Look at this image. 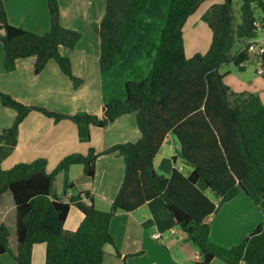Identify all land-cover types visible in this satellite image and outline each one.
<instances>
[{
    "label": "trees",
    "instance_id": "trees-1",
    "mask_svg": "<svg viewBox=\"0 0 264 264\" xmlns=\"http://www.w3.org/2000/svg\"><path fill=\"white\" fill-rule=\"evenodd\" d=\"M104 1V14L94 24L101 67L123 52L138 14L148 3ZM203 1L171 0L148 75L127 81L125 99L106 102L101 115H69L27 105L0 91V104L15 112L11 125L0 129V256L9 254L15 264H32L33 247L44 244V264H101L105 245L114 244L110 232L114 216L161 197L176 224L198 247L202 258L195 264H212L214 258L226 264H264V102L251 91L233 93L224 83L227 73L220 70L222 65L233 63L244 71L245 63L254 58L247 51V42L258 35V11L264 14V0H242L236 25L233 0L212 4L203 15L212 32L210 45L204 54L188 58L183 27ZM47 8L50 28L39 34L12 24L0 0L4 69L13 71L18 59L35 56L34 72L38 73L52 60L77 87L81 79L73 74L69 58L59 48H73L81 33L61 24L58 0H47ZM244 39V47L233 53L236 41ZM31 110L55 122L72 120L78 141L87 145L86 151L65 155L50 172L45 158L3 168L2 163L16 147L19 126ZM130 113L135 115L139 137L96 151L90 144L91 127H104ZM169 133L176 135L181 145L183 163L192 168L187 174L175 167L165 176L154 167V157ZM114 151L123 156L125 174L107 210L96 207L95 195L89 190L65 199L52 192L57 174L81 164L83 174L93 178L98 156ZM69 185L74 184H67V188ZM248 189L259 197L263 221L238 245L225 247L210 241L211 216L239 193L250 195ZM207 191L219 198L218 203L207 196ZM71 206L82 213L74 230L65 227ZM142 253L138 242L128 241L124 251L116 250L115 256L119 264H129V258Z\"/></svg>",
    "mask_w": 264,
    "mask_h": 264
},
{
    "label": "crops",
    "instance_id": "crops-1",
    "mask_svg": "<svg viewBox=\"0 0 264 264\" xmlns=\"http://www.w3.org/2000/svg\"><path fill=\"white\" fill-rule=\"evenodd\" d=\"M3 1L8 19L12 24L39 34L49 29L50 18L46 6L47 0ZM161 1L148 0L147 6L138 17L144 15L139 20L137 18V25L133 32L143 39H146L148 30L152 28L150 24L154 21V14L160 19L157 23L158 26L161 20L164 19L165 22L164 16H167L171 0ZM218 2L220 1H203L199 8L188 17L183 27L184 50L187 57L188 25L191 29L189 37L193 39L195 47L191 48V54L205 53L210 45L212 32L207 23L203 21V15L212 4ZM58 3L61 24L81 33L80 39L73 48H59L60 53L69 58L72 72L81 79V83L74 87L71 80L52 60L41 71L34 72L35 56L18 59L13 71H5L4 50L0 40V91L27 105L41 106L69 115L76 112L101 115L103 105L115 99L114 95L106 97L103 70L114 63L115 59L121 60L124 50L121 54L115 55L106 67L100 66V41L94 24L100 22L104 14V0H58ZM162 3L167 6L166 15L161 14ZM157 34L153 33L152 35L157 36ZM196 35H201L203 47L196 46L194 37ZM152 48L155 49L151 46ZM123 64V62H119V66L114 69V75L117 76L122 72L125 68ZM221 71L223 72V70ZM116 72L117 74H115ZM226 73L228 74L227 71ZM262 74L264 75V73ZM121 78L123 91H125V83L132 80H129L125 75H122ZM252 92L258 94L257 90ZM14 117L13 109L0 104V129L10 126ZM108 134H112L109 143L105 139ZM139 135L135 115L133 113L124 114L104 127L92 126L90 144L100 152L117 143L135 141ZM180 147L176 135L169 133L165 137L153 160L158 173L169 176L175 167L185 174L192 170L190 166L183 163L179 154ZM86 149L87 145L78 141L77 127L72 120L67 118L55 122L53 118L37 110H31L19 126L14 151L2 163V166L7 169L18 162H30L36 158H45L47 171L50 172L65 155L76 151L85 152ZM82 169L81 164H74L69 170L57 174L53 185L56 180H59L58 189L54 191L52 186V192L65 199L79 191L89 190L95 195L96 207L107 210L124 178L123 156L116 151L100 154L96 161L93 178L83 174ZM70 183L74 185H69L67 188V184ZM248 190L249 193L252 192L251 189ZM206 194L211 200L218 203L219 198L213 192L207 191ZM259 216H261V212L256 202L250 195L241 192L233 199L223 203L211 216L209 240L225 247L238 245L256 224L261 223L257 220ZM81 220L82 214L74 206H71L65 227L74 230ZM110 232L114 244L105 245L106 253L101 264H119L120 260L115 256V251L123 252L128 241L138 242L143 249L141 255L129 258V264H195L202 258L198 247L186 237L184 231L171 217L161 197H155L131 212L119 211L111 222ZM40 250L42 252L41 248H39ZM42 263L44 264V261ZM212 264L226 263L214 258Z\"/></svg>",
    "mask_w": 264,
    "mask_h": 264
},
{
    "label": "rangeland",
    "instance_id": "rangeland-1",
    "mask_svg": "<svg viewBox=\"0 0 264 264\" xmlns=\"http://www.w3.org/2000/svg\"><path fill=\"white\" fill-rule=\"evenodd\" d=\"M165 1L166 0H162L161 2H165ZM207 1H209V0H204V2H207ZM216 1H221V0H216ZM241 4H242V0H233V13L235 16V25L240 22V6H241ZM46 6H47V2H46ZM166 8H167L166 4L162 3V5H161V14L162 15H166V12H167ZM258 13L260 15L259 18H261V22L259 24L257 34L259 37L260 36L264 37V20H263L264 14L261 11H258ZM48 14H49V12H48ZM139 14H138V16H139ZM138 16H137V18L139 20V18H141L142 16H140V17H138ZM49 18H50V16H49ZM164 18H166V17L164 16ZM153 19H154V21H152L150 24L152 28L148 30L146 39H143L142 37L137 35V33H134L135 32L134 31L133 34L131 35L129 41L125 45L126 47H124L125 49H124V53L122 55V59L121 60L115 59L114 63H112L108 68H104V70H103V85H104L105 94H106L107 98H109L110 95H114L113 97L115 99H120V100L123 99L124 100L125 91H123V87H122V83H121V79H122L121 76L122 75H125L126 77H128L129 80H132V81H138L140 79L145 78L148 75V73L151 69V66H152V59L154 57L155 49H156L157 45L159 44L160 30L162 29V27L165 23L164 19H163L160 21V24L158 26L157 23L160 19L156 14H154ZM153 33L154 34L158 33V34L156 36V35H152ZM190 33H191V29L188 25V27H187V55H188V58L192 57V55H193V54H191V48H195L193 39L189 37ZM194 37L196 38V46L201 45L203 47L202 42H201V39H202L201 35H196ZM244 42H246L245 39L241 40V42L237 40L235 45L232 48V52L237 53L241 48L244 47V46L242 47ZM151 46L155 47V49H153V48L151 49ZM201 54H204V53H201ZM119 62H123L124 63L123 65L125 68L122 70V72L120 74H118L116 76L113 74V72H114L115 67L119 66ZM108 64H106L105 67ZM260 65H261V57L257 55L256 58L254 57L250 62L247 63L246 70H244V71H240L237 67L234 66L233 63H229V65H228V63L222 65L220 70H223V72H226V71L228 72V74H226L224 77V83L231 89V91L233 93L242 92L244 90H247L249 92L257 90L258 95L260 96V98L264 102V75L256 72V67H258ZM115 74H117V72ZM105 139H106V142L109 143L112 139V134L106 135ZM7 167H9V166H7ZM58 181L59 180H56L54 182V185H53L54 191H57V189H58ZM250 196L256 202L257 207L260 210L259 205H258V201H259L258 195L252 190V192H250ZM254 198H256V199H254ZM79 212L81 213V211H79ZM260 212H261V210H260ZM257 220L259 222L263 221L262 212H261V216H259V218ZM256 226H257V224L248 232V234L245 237H247L256 228ZM244 238H242V240ZM216 244H218V243H216ZM228 247H230V246H228ZM39 248L42 249V252H41V250L39 251ZM44 254H45L44 244H36L33 247L32 263L33 264H43L42 262L44 261ZM0 264H15V262L9 254H5V255L0 256Z\"/></svg>",
    "mask_w": 264,
    "mask_h": 264
},
{
    "label": "built area",
    "instance_id": "built-area-1",
    "mask_svg": "<svg viewBox=\"0 0 264 264\" xmlns=\"http://www.w3.org/2000/svg\"><path fill=\"white\" fill-rule=\"evenodd\" d=\"M248 46H247V51L249 53L254 54V57L256 58V56H262L264 55V37H259L258 35L252 39H249L247 42ZM246 64V63H245ZM258 73H264V67L263 66H258V68H256Z\"/></svg>",
    "mask_w": 264,
    "mask_h": 264
}]
</instances>
